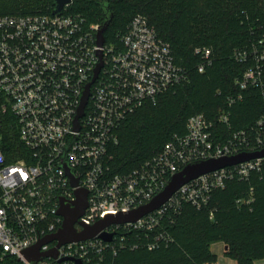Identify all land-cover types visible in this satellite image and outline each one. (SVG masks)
Masks as SVG:
<instances>
[{"label":"built area","instance_id":"2783aa9c","mask_svg":"<svg viewBox=\"0 0 264 264\" xmlns=\"http://www.w3.org/2000/svg\"><path fill=\"white\" fill-rule=\"evenodd\" d=\"M69 6L59 15H0V111L14 118L26 152L23 158L8 161L0 124V264H76L75 260L102 264L107 252L167 246L171 238L165 226L183 205L205 207L212 192L228 180L246 179L264 164L259 158L199 176L139 220L110 225L91 239L63 244L56 259L30 262L25 252L61 229L60 201L73 207L78 189L87 192V208L74 224L80 233L107 216L128 214L148 204L187 164L264 149V116L219 142L211 123L199 114L188 119L184 136H174L130 173L111 175L110 149L118 143L120 125L184 83L187 74L144 15L132 17L117 35V44L104 42L98 48L99 25L86 26L80 15L65 13ZM97 51L102 53V66L92 82L100 62ZM194 53L201 56L202 72L211 64V50L195 48ZM233 55L236 62L250 64L238 81L239 89L257 88L264 96V38ZM89 83L83 115L75 121ZM241 98L238 94L229 104ZM219 121L226 123V115ZM67 171L77 180L76 187ZM102 234H112L111 241H103ZM56 244L42 245L39 251L47 252ZM60 259L67 260L58 263Z\"/></svg>","mask_w":264,"mask_h":264},{"label":"trees","instance_id":"16d2710c","mask_svg":"<svg viewBox=\"0 0 264 264\" xmlns=\"http://www.w3.org/2000/svg\"><path fill=\"white\" fill-rule=\"evenodd\" d=\"M102 5L112 14L104 32L106 44H117L136 14L144 15L169 44L176 65L187 80L128 116L117 129L111 147V175H125L150 159L174 136L186 134L190 117L202 114L212 125L216 140L253 125L264 116V96L238 81L250 66L234 59V51L264 38L261 0H72L65 13L80 15L85 25H99ZM51 0H0V15L51 13ZM211 50V64L198 71L201 56L195 48ZM242 98L229 104L230 98ZM3 97L0 95V104ZM224 114L226 123L220 122ZM2 150L9 162L25 156L14 118L0 111ZM165 229L167 246L153 251L139 247L107 252L102 264H217L214 244L226 247L224 256L235 264H264V164L246 179L228 180L212 192L208 204L196 209L183 205Z\"/></svg>","mask_w":264,"mask_h":264},{"label":"water","instance_id":"95a60500","mask_svg":"<svg viewBox=\"0 0 264 264\" xmlns=\"http://www.w3.org/2000/svg\"><path fill=\"white\" fill-rule=\"evenodd\" d=\"M53 2V15H59L62 13L63 9L72 3V0H51ZM102 20L98 26L95 34V44L98 48H101L105 42L104 32L107 30L110 21L112 20V14H110L106 7L102 5ZM97 56L100 62L97 64L94 77L92 82L97 77V74L102 66V53L97 51ZM91 82V83H92ZM89 83L85 87L83 97L81 100L80 107L78 109V114L75 121L82 117L83 109L86 105L87 98L89 96ZM259 158H264V149L258 152L252 153H240L231 157L218 158V159H208L204 161H197L187 164L180 172L173 175L164 188L162 192L156 195L148 204L131 211L128 214H118L116 216H107L105 219L98 221L91 227H85L80 233H77L74 229V224L77 222L79 217L84 213L87 208V192L84 190L75 191V201L73 202V207L69 206L64 200L60 201V208L58 214L63 218L61 229L54 235L45 237L41 239L36 245L31 247L25 252L26 258L32 262L36 263L43 258H53L57 257V248L63 244L69 242L83 241L86 239H91L95 237L101 230L109 227L110 225L124 224L129 222H135L141 217L157 210L162 204H164L180 187L185 185L191 180L198 178L199 176L208 174L210 172L217 171L219 169L234 166L240 163H244L250 160H255ZM70 178L71 185L76 187L77 180L74 179L71 174L66 172ZM101 239L105 242H110L112 239V234H102ZM52 241H57L56 247L50 249L47 252H40L39 249L42 245L48 244ZM67 259H60L58 263L64 262ZM76 264H80V261L75 260Z\"/></svg>","mask_w":264,"mask_h":264},{"label":"rangeland","instance_id":"374dc122","mask_svg":"<svg viewBox=\"0 0 264 264\" xmlns=\"http://www.w3.org/2000/svg\"><path fill=\"white\" fill-rule=\"evenodd\" d=\"M211 249L217 255L219 264H235L233 261L224 256V251L226 250V247H224L223 244L218 243L212 246Z\"/></svg>","mask_w":264,"mask_h":264},{"label":"crops","instance_id":"0c3cea01","mask_svg":"<svg viewBox=\"0 0 264 264\" xmlns=\"http://www.w3.org/2000/svg\"><path fill=\"white\" fill-rule=\"evenodd\" d=\"M218 244V243H217ZM214 245H216V244H214ZM214 245H212V246H214ZM212 250V249H211Z\"/></svg>","mask_w":264,"mask_h":264}]
</instances>
